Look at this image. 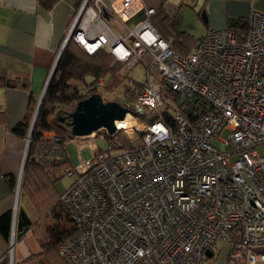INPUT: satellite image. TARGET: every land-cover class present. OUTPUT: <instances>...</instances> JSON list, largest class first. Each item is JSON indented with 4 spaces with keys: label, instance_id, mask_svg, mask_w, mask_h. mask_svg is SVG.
I'll list each match as a JSON object with an SVG mask.
<instances>
[{
    "label": "built area",
    "instance_id": "2783aa9c",
    "mask_svg": "<svg viewBox=\"0 0 264 264\" xmlns=\"http://www.w3.org/2000/svg\"><path fill=\"white\" fill-rule=\"evenodd\" d=\"M153 13L143 0H81L64 38L62 48L73 39L88 54L107 50L143 80L131 126L117 127L140 145L111 143L58 169L72 178L61 200L78 226L60 255L70 264H204L224 241L230 264H264V12H250L244 41L228 27L209 30L187 55L152 25ZM14 249L13 230L7 264Z\"/></svg>",
    "mask_w": 264,
    "mask_h": 264
},
{
    "label": "crops",
    "instance_id": "0c3cea01",
    "mask_svg": "<svg viewBox=\"0 0 264 264\" xmlns=\"http://www.w3.org/2000/svg\"><path fill=\"white\" fill-rule=\"evenodd\" d=\"M80 1L52 0L45 7L40 0H0V79L26 75L30 81L29 90L0 86V215L20 207L11 180L17 181L23 172L26 139L11 131L26 116L31 101L41 98ZM143 2L154 13L163 4V0ZM203 6L208 31L227 28L230 20L247 19L252 10L264 12V0H203ZM49 167L55 174L59 169ZM23 209L34 228L31 213ZM32 231L17 241L14 264H28L40 250ZM9 247L0 233V264H7ZM206 262L230 264L216 257Z\"/></svg>",
    "mask_w": 264,
    "mask_h": 264
},
{
    "label": "trees",
    "instance_id": "16d2710c",
    "mask_svg": "<svg viewBox=\"0 0 264 264\" xmlns=\"http://www.w3.org/2000/svg\"><path fill=\"white\" fill-rule=\"evenodd\" d=\"M51 1L52 0H40L45 7H49ZM150 21L162 37L172 45L173 49L182 55L190 53L202 38L195 39L186 32L177 30L171 22V19L165 14L163 5L152 14ZM228 28L235 31L239 41H244L250 29L249 17L247 19L239 18L237 20H230ZM120 67L123 68L124 66L118 63L107 50L101 49L95 54H88L79 44L73 39H70L61 53L37 114L24 162L20 193L23 190L25 195H27L34 204L38 206L41 205V209L51 210L56 222L52 223V225H45L50 234L49 237H44L40 240V243L43 245L44 241L46 246L53 245L59 255V245L63 241L74 236L78 231V226L62 203L61 198L63 194H59L55 188L54 173L51 172L48 161H50V155H52L54 151L61 153L62 158L59 157L57 159L58 161L62 160L61 162L63 163L69 161L64 152V146L66 142L74 138V135L68 126L59 121V117L68 115L79 101L89 96L79 92L70 95L68 85L69 82L73 80L89 85L88 79H91L90 82L93 84L99 82L100 79H104L109 86H113L115 84L114 81L120 82V80L118 81V77L115 76L116 68L120 69ZM0 86L29 90L30 81L26 75H17L11 79H0ZM125 97L126 98L116 99V101L128 107V109L130 108L129 110L131 111L133 105L130 103L133 102V100L135 101V99H133L132 94H130V96L127 94ZM125 101H127V104H124ZM37 102L34 103L37 104ZM32 103L31 101L24 119L11 131L15 136L21 139H26L29 133L31 116L35 109ZM64 106H68L69 110L64 109ZM2 118L3 117H1V119ZM45 132H54L61 141L58 143L50 141L46 138ZM103 136L107 138L109 144H115L114 140H112L114 139V135H109L107 132H104ZM121 148L125 147L122 146ZM107 150L108 149L104 150L98 148L97 152L104 153ZM47 152L50 153L48 156L46 155V160L42 159L40 153L47 154ZM55 166H58V164L51 165L53 169ZM11 186L15 189V180H11ZM43 220L44 218L42 221ZM65 221L69 222L68 226L62 224V222ZM32 227L33 222L26 211L21 207H18L15 221L13 219L12 210L0 215V233L9 243L13 230L15 239L18 241L27 233L31 232L33 230ZM212 251L213 256L210 258L207 257L205 262L214 259V249H212ZM64 260L67 264H70L66 259Z\"/></svg>",
    "mask_w": 264,
    "mask_h": 264
},
{
    "label": "rangeland",
    "instance_id": "374dc122",
    "mask_svg": "<svg viewBox=\"0 0 264 264\" xmlns=\"http://www.w3.org/2000/svg\"><path fill=\"white\" fill-rule=\"evenodd\" d=\"M162 5L165 14L171 19V22L174 24L177 30L184 31L187 34L193 36L195 39H199L206 35L208 28L203 15L204 11H202V9L204 8L203 0H163ZM111 24L115 27H118V24L113 20H111ZM121 67L120 69L116 68L115 71V76L118 77V81L120 80V82L114 81L115 84L113 86H109L106 80H104L103 86H100L99 82L94 84L91 83V79H88L89 85L73 80L69 82L68 91L70 92V95L74 94L75 92H79L87 96H91L94 93H100L104 101L106 102L126 98L125 96H127V94L128 96L132 94L133 99H135L136 95L140 91V85L137 82L142 81L143 76L138 69H136V72H129L128 70H125V66L123 68ZM38 102L37 104L33 103L35 109L33 110V114L31 116V124L35 117ZM133 102H131L130 104L133 105ZM124 104H127V101H125ZM63 108L69 110L68 106H64ZM129 122H127V127L131 126ZM104 132L106 133V130H101L87 137H74L72 140L66 142L64 146V152L67 155L69 161L64 163L61 162L62 160L58 161L57 159L59 157L62 158L61 154L58 151H54L53 154L50 155L51 159H49L50 161H48L49 166L58 164V166H55V168H59L64 164L76 165L92 157L98 148L104 150L108 149L109 141L105 136H103ZM226 136L227 132H224L222 137L226 138ZM113 137L114 139L112 140H114L117 148H121L122 146H124L125 148L136 147L141 143L140 136L136 137L132 132L119 131ZM27 140L28 136L26 138V142ZM49 153L50 152H47V154L40 153V155L42 159L46 160V155L48 156ZM55 172H57L56 174L53 172L55 188L59 192V194L62 195L71 184L72 178L67 175H63L62 169ZM22 177L23 172L20 175L21 179L18 178V180L16 181L15 195L17 199L19 198L18 202L20 207L25 208L29 211V213H31L32 219L34 220L32 235L38 240L40 247V250L35 254V257L28 262V264H67L66 261L59 255L58 251L53 245L46 246L44 244V241L43 245L39 242L40 239L49 237L50 232L47 230L45 225H52V223L56 222V219L51 213V210H44L43 208L41 209V205L38 206L37 204H34L33 201L30 200L27 195H25V192L23 190L20 193ZM15 209L16 212H18V205H15L14 210ZM43 218L44 220L42 221ZM62 224L68 226L69 222L65 221L62 222ZM14 240L16 246L17 240L15 239V235ZM229 251L230 249L224 241H220L214 248L215 257L217 260L227 261ZM204 264L209 263L204 262Z\"/></svg>",
    "mask_w": 264,
    "mask_h": 264
},
{
    "label": "water",
    "instance_id": "95a60500",
    "mask_svg": "<svg viewBox=\"0 0 264 264\" xmlns=\"http://www.w3.org/2000/svg\"><path fill=\"white\" fill-rule=\"evenodd\" d=\"M63 49L64 47L61 49L57 57V60L47 80L45 90L38 102V107L36 109L35 117L32 121L28 134V140L26 142L22 169L24 168V162H25L31 134L33 131V127L35 124L36 116L39 112V108L43 100L46 88L50 82V79L53 75V72L55 70V67L58 63V60L61 56ZM128 113H129V109L123 106L121 103L117 101L106 102L104 101L101 94L94 93L91 96L87 97L86 99L79 101L75 106V108L68 115L60 116L59 121L71 129V132L74 135V137H87L101 130H106V132L109 135H114L115 133H117L116 122L124 120L128 115ZM21 174H22V170H21ZM19 179L21 178L19 177ZM15 217H16V209L13 211L14 221H15ZM212 255L213 252L211 250H208L207 257L210 258L212 257Z\"/></svg>",
    "mask_w": 264,
    "mask_h": 264
},
{
    "label": "bare ground",
    "instance_id": "6f19581e",
    "mask_svg": "<svg viewBox=\"0 0 264 264\" xmlns=\"http://www.w3.org/2000/svg\"><path fill=\"white\" fill-rule=\"evenodd\" d=\"M128 116H129V115H127L126 118H125L124 120H121V121H117V122H116V125H117L118 128H120V129H122V128H124V127L127 128V126H128V125H127V122H129V121H130L129 123L131 124L132 119H131L130 116H129L130 118H129Z\"/></svg>",
    "mask_w": 264,
    "mask_h": 264
}]
</instances>
